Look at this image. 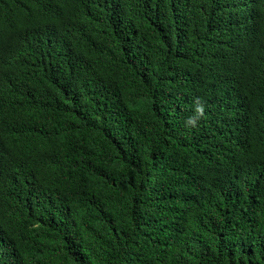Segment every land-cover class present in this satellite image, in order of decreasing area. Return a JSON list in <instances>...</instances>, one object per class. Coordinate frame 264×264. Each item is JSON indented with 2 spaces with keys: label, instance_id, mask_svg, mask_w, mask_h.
Segmentation results:
<instances>
[{
  "label": "trees",
  "instance_id": "trees-1",
  "mask_svg": "<svg viewBox=\"0 0 264 264\" xmlns=\"http://www.w3.org/2000/svg\"><path fill=\"white\" fill-rule=\"evenodd\" d=\"M0 264H264V0H0Z\"/></svg>",
  "mask_w": 264,
  "mask_h": 264
},
{
  "label": "clouds",
  "instance_id": "clouds-1",
  "mask_svg": "<svg viewBox=\"0 0 264 264\" xmlns=\"http://www.w3.org/2000/svg\"><path fill=\"white\" fill-rule=\"evenodd\" d=\"M191 123V121H189Z\"/></svg>",
  "mask_w": 264,
  "mask_h": 264
}]
</instances>
